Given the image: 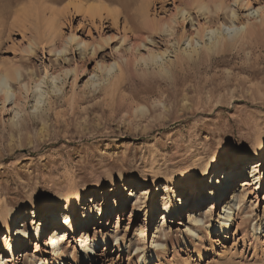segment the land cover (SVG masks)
<instances>
[{
    "label": "rangeland",
    "instance_id": "1",
    "mask_svg": "<svg viewBox=\"0 0 264 264\" xmlns=\"http://www.w3.org/2000/svg\"><path fill=\"white\" fill-rule=\"evenodd\" d=\"M6 1H2L6 16L1 18L3 23L6 18V24L2 23L4 29L0 26V65L19 66L29 92L26 95L18 79L13 83L15 95L11 101L4 107L0 101V211L19 209L15 215L17 225L21 224L19 228L27 232L42 223L39 239L29 232L27 244L18 249L27 256L16 254V261L7 264H40V259L53 257L48 243L55 228L48 227V215H44L46 211L40 204L70 189L80 196L74 200L76 218L84 217L88 225L87 230L73 231L74 238L68 243L70 251H82L88 237L96 245L89 262L83 263L69 251L61 264H264L263 187L257 191L258 198L253 195L242 211L247 220L236 216L240 225L235 223L222 236L214 232L216 228L211 235L204 231L200 239L187 232L190 203L180 200L200 202L204 188L210 192L211 173L225 163L234 165L241 155L243 161L236 167H243L245 175L252 170L256 161L252 155L254 147L258 138L264 136L263 33L242 36L230 52L208 55L199 46L197 53L188 56L183 52L186 38L205 25L199 13L193 23L187 20L182 26L175 24V40L155 35L142 29L143 23L138 24L145 19L136 14L138 19L133 12L137 13L148 0H136L139 3H131L133 7L130 2L135 0H82L85 6L102 4L109 9L108 13L102 12V18L94 19L83 11H73L71 6L67 8L75 0H35L34 12L29 7L31 0H9L7 5ZM152 2L148 20L172 21L179 2ZM259 4L263 5L264 0L243 1V6ZM11 5L15 7L12 9ZM26 5L30 9L27 16L16 12V8H27ZM114 11L117 14L111 15ZM241 11L247 21L245 10ZM250 23L257 26L260 21L251 19ZM180 31L187 36L178 42ZM70 33L76 39L68 44L69 58L57 59L53 50L62 48ZM150 36L156 44L149 42ZM81 40L88 43L84 57L76 46ZM141 41L147 46L138 49ZM30 43H35L33 50ZM93 44L97 51L92 55L89 50ZM166 49L168 74L161 72L156 63L146 66L137 61L142 53ZM115 61L121 70L116 66L109 80L92 83L94 71L107 77L97 65ZM66 70H70L67 76ZM54 72L63 75L61 91H52ZM43 78L47 93L41 107L34 109L36 81ZM21 92L20 101L14 103ZM18 110L21 115L15 118ZM199 164L210 165V177L202 184L197 182L196 195L177 183L174 189L166 190L167 178L176 181L177 172H193ZM159 170L163 180L153 189L150 181ZM132 178H142L144 182L137 187ZM234 191L228 193L227 199ZM176 200L181 203L177 212ZM168 201L174 211L169 216L167 235L160 233L159 239L167 244L163 250L152 241ZM62 202L60 206H65L66 200ZM210 203L203 201L200 208L209 210ZM33 208L39 209L34 222ZM221 210L222 207L213 214L216 216ZM58 214L63 215L62 209ZM259 221L263 226L261 234L253 230ZM13 224L9 223L11 230ZM185 231L190 245H182ZM13 233L14 239L16 228ZM7 234L5 229L0 230V253L12 238L11 233L7 240ZM102 235H106L105 244ZM115 235L122 240L116 243ZM142 250L147 252L145 260ZM154 250L158 259L148 260Z\"/></svg>",
    "mask_w": 264,
    "mask_h": 264
},
{
    "label": "bare ground",
    "instance_id": "2",
    "mask_svg": "<svg viewBox=\"0 0 264 264\" xmlns=\"http://www.w3.org/2000/svg\"><path fill=\"white\" fill-rule=\"evenodd\" d=\"M2 1L3 0H0V26H2V23H3V18H1V17H3L4 15L6 16V14H5L6 13L5 12L6 7ZM52 1H56V0H52ZM57 1L61 2V0H57ZM63 1H65V0H63ZM95 1H97V0H95ZM98 1H100V0H98ZM119 1L120 0H118V2ZM141 1H143V0H141ZM243 1L244 0H233L231 2L229 0H187V1L176 0V2H179V5H177L175 7V12L173 13V17L171 16L172 21L164 20V22H161L162 20L161 21H155V20L150 21L147 19V18H149L147 16V15H149L148 14V12H149L148 7L150 8L149 5L151 3H153L152 0H148L146 2V4L141 8L138 5V8H140L139 11L137 13H135V12H133V13H134L135 17H137L139 15L140 18H141V16H143V18H141V19H145L144 20L145 22L144 21L142 22L140 20V23L138 22L139 21L138 17H137L138 19L135 20L138 22V24L143 23L144 26H142V29H149L155 35L160 34V36H164V37L170 36V37H173L175 40H176L175 35H177L175 24L180 23L182 26V24L187 20L192 21V23H193L195 21V18L197 17V13H199V15L203 16V18L205 20V25H202V27L199 30H197L195 35H192V36L189 35L186 38L187 45L185 48H183V52L188 56H190V54H191V56H193L192 54L197 53V50H199V46H200L201 48L203 47V49H205L207 51L208 55H213V54L215 55V54L224 53L228 50L230 52L231 50H233L236 47L239 39L248 33H250V35L254 34V33H261V34L263 33L262 36H264V4L263 5L259 4L257 7H253L251 5L243 6ZM6 2H7L6 3V5H7L9 0ZM15 2H12V3H15ZM34 2H35V0H31L29 2L30 3L29 7L31 8V11H33V9H34V11L36 10ZM43 2H44V0H43ZM45 2H46V0H45ZM47 2H49V0ZM87 2H89V1H87ZM111 2L112 1H110V3ZM137 2L138 1H136V0H135V2L131 1L130 6L133 7V5H131V3L132 4L134 3V5H135V3H137ZM21 3L25 4L23 1H21ZM53 3H55V2H53ZM10 4H11V2H10ZM16 4H18V3H16ZM55 4L58 5L57 3H55ZM84 4H85V2L83 3L82 0H79V1L75 0V2L70 3L67 8H69L71 6L74 9L73 11H75V12L83 11L85 14L89 15V17H91L93 19L96 16L99 18H102L103 14L107 10L106 5L90 4V5L85 6ZM113 4H114V2H113ZM33 5H34V7H33ZM118 5L121 6V4H118ZM13 6L15 7V5H11L10 7L12 8ZM26 7L27 8H25V6H24V8H21V9H20V7L18 9L16 8V12L18 13L21 11L20 12L21 16L22 15L27 16V13L30 12V9L28 10L29 7L27 5H26ZM128 8L129 7H127L126 9H128ZM124 9H125V7L122 10L127 11ZM130 9H132V8H130ZM241 9L245 10V13L248 17L247 21H245L243 19ZM133 10H134V8H133ZM65 11H66V9H65ZM103 11H104V13H102ZM115 11L113 13L110 12L111 15L115 14L117 12V11L116 12ZM108 12H109V9L107 10V13ZM120 12H121V9H120ZM7 14H9V13L7 12ZM109 14L107 16H109ZM119 14H121V13H119ZM124 14H125V12H124ZM136 14H137V16H136ZM113 16H115V15H113ZM125 16L128 19V16L126 14H125ZM30 17H31V15H30ZM30 17H27V18H30ZM115 17H113V18H115ZM123 17H124V15H123ZM135 17H134V19H135ZM8 18H10V17H8ZM130 18H129V20H130ZM5 19H4V23H3L4 26L6 24ZM251 19H255V20L259 19L260 24H258L257 26L255 24L251 25V23H250ZM129 20H128V22L132 21V18L130 21ZM12 22H13L12 23L13 25L16 24V22L14 20ZM18 24H19V22H18ZM12 27L13 26L11 25V28ZM2 28H3V26H2ZM3 29L1 31V34H2V32H4ZM138 29H141V28L138 27ZM179 36L180 37H179L178 42L182 41V39L184 37H186L187 35H185V33L183 31L180 33ZM147 38L149 39L150 43H152V44L155 43V40L153 37L150 36ZM75 39H76L75 34L70 33V35L67 39V43H65L64 46H62V48L58 47V48H55L53 50L55 52V54L58 56L57 59H60L61 57H63L64 59L69 58L68 57V51L70 50V48H69L68 44L73 42ZM169 40H171V39H169ZM29 46L31 47V50H33V46H35V43H30ZM76 46L79 48V50L81 52L80 55L82 57L87 55L88 43L85 42V40L84 41L81 40V41L76 42ZM141 46H145V47L147 46L145 41L140 42V44L137 46L138 49ZM134 47H135V45H134ZM93 48H95V45H94V47L91 46V49L89 50L92 55L96 50V48L95 49H93ZM129 48L133 49V46H130ZM134 49H136V48H134ZM30 52H32V51H30ZM167 53H168L167 49L164 51H159V52H156L155 50H151V51H148L146 54L142 53L139 58L137 57V61L143 62L146 66L149 64H155L156 63L159 65L158 67H159V70L161 72L168 74L169 73L168 65L164 61L167 58V56H166ZM218 58H220V57H218ZM116 66H118V68L121 70V65L119 63H117L116 61L113 63H110V64H106V65L105 64L97 65V67L100 68V70L104 71V74H106V76L108 78L107 77L103 78L104 77L103 74H98V72L94 71L93 75L91 76L92 83H95L97 81V83L100 84L102 81H105V79L109 80V76L111 74H113L112 72ZM71 71H73V70L71 69ZM69 72H70V70H66L64 72V75L67 76L69 74ZM23 76H25V75L21 71V68L19 66L0 65V101L3 104L2 105L3 107L7 101H11V99L13 98V94L15 93L13 83H15L18 79H20L21 86L26 89V95L29 92L28 84L26 82H24V79H22V78H24ZM95 77H98L97 80L95 79ZM60 80H64L63 75L60 73L54 72L52 74V77H51V82H52L51 84H52V91L53 92L61 91L62 85L60 84ZM44 86H45V79L44 78L41 79L39 82H38V80L36 81V90L33 94V99L35 101L34 109H39L41 107L40 104L42 103L43 97L47 93ZM21 94H23V92H21L20 95L18 97H16L14 103H16L17 101H20ZM25 98H26V96H25ZM137 110H139V107L137 108ZM141 110H144V109L142 108ZM20 115H21V111L18 110L15 112L14 117L16 118ZM252 155L256 161L254 162L252 167H250L252 170L249 171L248 175L247 174L245 175V173H244L245 171L242 170L243 167L240 169L238 167H236V165H239V163L241 161H243L242 159H240L241 157H243V155H241V157L240 156L237 157V159H239V160L236 161L234 165L232 164L233 166L229 163L228 164L225 163L222 166H219L215 171H213L211 173V175H212L211 180L208 183V185H210L209 186L210 192H207V191L205 192V190L207 189L205 187L206 189L204 188V195H203L202 199L200 200V202L194 204V203H191V201L187 200L186 198L180 199L181 201H186L187 203H190V204H187V207H188L187 213H188V222H189L188 226H187V232H189L192 236L196 237V239H200L201 234L204 231H207L208 235H211V232H213V230L215 228L218 231L214 230V232H218L220 236L224 235L227 231L231 230V227H233V225L235 223L238 224L236 216L238 218L240 216L241 221L247 220V219L242 217V214H243L242 211L246 208L247 201L253 195H257L258 189L259 188L261 189V187H263V185H264V136L258 138ZM262 169H263V172H261ZM219 172H221V173H219ZM209 174H210V165L199 164L196 166V168L193 170V172H191V171H185V172H181V173L177 172L175 174L176 175V181H173L171 178H167L166 182H168V183H166V185H164V186L166 187V190H170V189H174L175 186H173V185H176L175 183H177V185L185 186L184 189L188 188L190 191V194L192 196H194V195H196L197 190H198L197 182L200 181L202 184L203 181H208L209 177H210ZM148 177H150V176L147 175V178ZM162 177L163 176H162L160 170L156 171L154 173V177H152L151 181H150L153 189L159 184V182H161L163 180ZM244 177H246L247 179H241ZM239 179H241V180H239ZM131 180L136 182L137 187L142 185L141 183L144 182L142 180V178H132ZM237 185H240V187L237 188ZM137 187H135V189ZM231 190H235L234 195L231 197V199H227V197H228L227 195ZM79 197L80 196H79V193L77 191L70 189V190L66 191L65 193L58 194L55 199H45L42 202V204H40V207H42L44 209V212L46 211V214H44V215L45 216L48 215L47 216V218L49 219L47 221L48 227L51 226V227H54L55 229L52 230V232L54 234L51 235V238L49 239L50 243H48V244H50V248L52 249L53 257L50 258V260L47 258H45L43 260L40 259L38 261V263L40 262V264H61L62 259L65 258V256L68 255V253L70 251L68 243H69L70 238H74L73 233L78 231L79 228H86V230H87V228H88L87 220L84 217H79L78 219L76 218V209L77 208L74 205V200L76 198L79 199ZM167 198H168V196H167ZM257 198H258V195H257ZM63 200H66V205L60 206L61 204H63V202H62ZM89 200H90V198H89ZM209 200L211 201L210 209L206 210V211H205V209H201L200 203H202L203 201H209ZM261 200H264V196L262 197ZM137 201L139 202V199ZM166 204H169V205L164 207L162 219H161V221H160V223L156 229V232L153 236V241H152V244H155V247L163 249V250L166 249L167 244H165L164 239H162V240L159 239L160 233L163 232L164 235H167L166 231L168 228L169 216L173 215V211H174L173 207L171 206V202L169 203V201H168ZM180 204H181L180 201H177V200L175 201V206L177 209L176 212L178 211ZM221 207H222V210L219 211V213L215 216L213 214L214 210L216 211L217 209H219ZM38 208H33V210H32V219H33L32 222H34L35 219L38 217V210H39ZM59 208H60V210L62 209V212H63V215L60 217L58 214L60 211V210H58ZM18 211H19V209H8L4 213H1V211H0V230L5 229L6 232H8L7 237H6L7 240L9 239V234L12 233V238H10L8 244L4 247L2 253H0V264H7V263H10L13 261L15 262L17 259L16 254H19V255L21 254L22 258L27 256L26 252L25 253L19 252L20 250H18V249L27 244V242H28L27 241V234H29V232L35 233L36 239H39V237H40V231H41V227H42L41 224L42 223H38V225H35V226L33 225L31 230H29L28 232L25 229L21 230L19 228V227H21V224L17 225V218L15 216L18 213ZM198 213H200L199 216H198ZM202 214H204V216H202ZM88 215H90V216L92 215V210H90ZM206 218H207V220H204ZM21 220L24 221L25 218L23 217ZM100 221H101V224L99 226L101 227L103 224V216L102 215H100ZM10 222H14V224L12 226H13V229L16 228V231H17L14 239H13V234H14L13 229L11 230V228L9 226ZM37 222L38 221H36L35 224ZM238 225H240V224H238ZM253 227H254L253 230L255 232H260V234L263 232V230H262L263 226L261 225L260 221L258 223H255ZM71 232H72V234L69 235V233H71ZM115 236H116L115 237L116 243H118L122 240V237H120L119 235H115ZM87 240H88L87 243L82 245V251H80L78 253H76L77 251H75V253L73 251H70L71 254H75V255L77 254L76 257L81 258L83 263L89 262L91 260V255H92V253L94 251V247L96 245L95 240H93V239L90 240L89 237ZM106 240H107L106 235H102L103 244H105ZM190 244H191V239L189 238V236L187 235V233L185 231L182 233V245H190ZM141 253L143 254L142 255L143 259L145 260L147 252L144 253V250H142ZM94 254L97 255V253H94ZM18 258H20V257H18ZM78 259L75 260V263L78 262ZM147 259L148 260L158 259L157 251L154 250L152 252V254H148Z\"/></svg>",
    "mask_w": 264,
    "mask_h": 264
}]
</instances>
